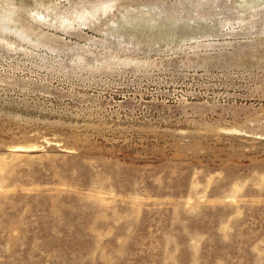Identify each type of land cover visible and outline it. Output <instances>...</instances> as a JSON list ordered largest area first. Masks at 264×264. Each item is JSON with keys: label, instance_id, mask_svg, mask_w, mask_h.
Wrapping results in <instances>:
<instances>
[{"label": "rangeland", "instance_id": "obj_1", "mask_svg": "<svg viewBox=\"0 0 264 264\" xmlns=\"http://www.w3.org/2000/svg\"><path fill=\"white\" fill-rule=\"evenodd\" d=\"M0 264H264V0H0Z\"/></svg>", "mask_w": 264, "mask_h": 264}, {"label": "bare ground", "instance_id": "obj_2", "mask_svg": "<svg viewBox=\"0 0 264 264\" xmlns=\"http://www.w3.org/2000/svg\"><path fill=\"white\" fill-rule=\"evenodd\" d=\"M9 16H10V15H8V17H9ZM5 17H6V16H5ZM5 17H4V18H5ZM8 17H6V18H8ZM6 18H5V20H6ZM10 18H11V17H10ZM4 29H5V28H4ZM4 29H3V30H4ZM21 33H22V32H21Z\"/></svg>", "mask_w": 264, "mask_h": 264}]
</instances>
